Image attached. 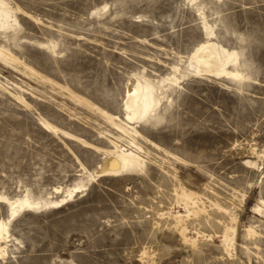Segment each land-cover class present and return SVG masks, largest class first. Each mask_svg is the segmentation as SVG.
Masks as SVG:
<instances>
[{"label":"rangeland","instance_id":"1","mask_svg":"<svg viewBox=\"0 0 264 264\" xmlns=\"http://www.w3.org/2000/svg\"><path fill=\"white\" fill-rule=\"evenodd\" d=\"M5 2L0 264H264V0ZM210 45L240 75L190 72ZM135 74L164 80L159 105L128 123ZM114 143L144 167L94 174ZM77 181L63 203L9 216L3 197L58 200Z\"/></svg>","mask_w":264,"mask_h":264},{"label":"bare ground","instance_id":"2","mask_svg":"<svg viewBox=\"0 0 264 264\" xmlns=\"http://www.w3.org/2000/svg\"><path fill=\"white\" fill-rule=\"evenodd\" d=\"M7 6L8 5L6 4L5 0H0V28H4L9 25V22H11L14 18L13 13ZM207 51L208 53L205 57L204 63L189 60L187 65L190 72H193L195 74H202L205 71H209L216 74H225L230 76L240 75L237 71L234 72L226 68L225 62L230 59L231 54L230 52L226 51L222 45H210L208 46ZM168 79H170L171 81H175L176 77L173 75ZM163 80L164 79L153 82L148 79L144 80V77L137 76L136 74L132 75V77L127 80V93H125L126 97L123 105V107H125V118L123 119L126 122H135L140 120L141 118H144L155 109L156 105H159L162 94L160 84ZM97 109L106 114L105 110L100 108ZM117 126L119 127L120 132L123 131L130 136H133L134 131H136L133 126L128 127L118 123ZM63 132L65 133V135H69V137L71 138H74L85 144L87 143L83 138L79 136L73 135L67 131ZM113 147L115 148L112 149V151H106L107 155L104 159H102L103 161L95 170L94 174H119L122 171L141 170L144 167L145 160L141 158V155L138 153V151H135L134 153V151L124 149L122 148V146H119L120 149H117V144L113 145ZM92 177V174H90L89 179ZM84 185L86 184L83 181H77L73 186L67 187L64 190L65 194L58 200L51 198H47L45 200L40 198L34 199L31 198V196H29L28 194L20 196L19 198H3L5 200V203H7V205L9 206V216L13 217L18 211L24 208L38 209L43 206L63 203L66 199V196H70L75 190L84 187ZM179 192V195L177 196H180L183 199L185 209H187L188 212H198L199 207H197L196 205L197 197L195 196V193L191 192V190L188 191L183 187H181V190ZM181 217L182 215L180 213L175 215L176 223L181 220ZM8 220L4 221L0 219V239L4 238L3 233H8ZM231 229V226L227 227L223 233V244L225 245L224 247L226 249H230L229 246L231 245V237L229 232ZM185 230V227H181V232H184Z\"/></svg>","mask_w":264,"mask_h":264}]
</instances>
